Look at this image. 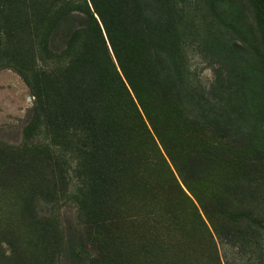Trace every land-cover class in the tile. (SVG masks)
<instances>
[{
    "label": "trees",
    "instance_id": "16d2710c",
    "mask_svg": "<svg viewBox=\"0 0 264 264\" xmlns=\"http://www.w3.org/2000/svg\"><path fill=\"white\" fill-rule=\"evenodd\" d=\"M257 15L264 50V6ZM177 17L173 0H0V46L7 45L10 33L33 47L31 66L14 69L37 99L25 144L16 150L0 148L1 161L8 165L23 158L42 120L55 146L59 138L73 149L70 158L84 177L79 217L100 229L113 221L110 207L128 190L127 180L138 177L142 187L134 200L150 211L128 224L133 237L145 236L140 248L145 264H187L183 246L194 230H204L176 183L175 196L160 199L161 174L170 177L163 154L192 196L203 189L214 167L240 172L255 167L246 164L240 146L227 144L224 132L237 122L225 112L231 103L211 101L190 83ZM192 125L213 126L211 137L197 142L188 132ZM183 128V137L196 142L185 149L177 141ZM156 198L161 207L151 206ZM177 203L185 208H176ZM218 206H208L206 218L218 235L224 229L234 234L229 226L213 223L216 213L230 216ZM187 212L195 222L190 226L183 222ZM230 225L239 224L231 220ZM48 228L58 247L56 222H48ZM90 264L116 263L101 248Z\"/></svg>",
    "mask_w": 264,
    "mask_h": 264
},
{
    "label": "rangeland",
    "instance_id": "374dc122",
    "mask_svg": "<svg viewBox=\"0 0 264 264\" xmlns=\"http://www.w3.org/2000/svg\"><path fill=\"white\" fill-rule=\"evenodd\" d=\"M173 1L189 81L196 93L209 100L231 103L225 112L236 116L237 122L224 132L227 144L240 146L246 164L255 167L247 166L241 172L214 167L203 189L192 196L163 154L170 177L161 174L163 188L158 195L172 198L176 183L204 225L183 246L187 264H264V50L259 44L257 15L264 0L261 4L255 0ZM9 36L7 45L0 46V148L16 150L25 144L37 99L14 68L31 66L28 62L34 49L21 44L18 35ZM40 122L23 158L8 165L0 159V264H90L101 248L116 264H145L140 251L145 236L142 232L137 239L133 237L134 229L128 224L134 216L150 211L134 200L142 187L138 177L127 180L128 190L110 207L113 221L106 228L85 223L77 204L84 177H79L76 162L70 158L73 149L59 138L55 146ZM203 127L187 128L197 142L211 137L214 129ZM184 133L185 128L177 141L185 149L196 142L184 138ZM160 199H153L151 206L161 207ZM218 204L230 216L216 213L213 223L229 226L234 234L224 229L218 235L206 218L204 210ZM176 208L185 207L177 203ZM187 214L183 222L190 226L195 222ZM250 219L256 224L251 229ZM52 220L60 231L58 247L53 246L48 231ZM231 220L239 225L231 228ZM249 231L257 236L248 235Z\"/></svg>",
    "mask_w": 264,
    "mask_h": 264
}]
</instances>
